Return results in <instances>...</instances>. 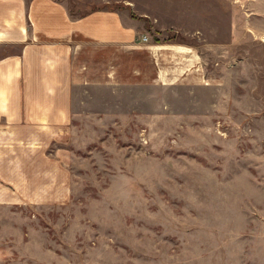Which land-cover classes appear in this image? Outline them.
Masks as SVG:
<instances>
[{"label":"rangeland","instance_id":"374dc122","mask_svg":"<svg viewBox=\"0 0 264 264\" xmlns=\"http://www.w3.org/2000/svg\"><path fill=\"white\" fill-rule=\"evenodd\" d=\"M199 1L231 16L225 56L197 35L215 80L92 91L57 144L70 196L0 203V264H264V0Z\"/></svg>","mask_w":264,"mask_h":264},{"label":"crops","instance_id":"0c3cea01","mask_svg":"<svg viewBox=\"0 0 264 264\" xmlns=\"http://www.w3.org/2000/svg\"><path fill=\"white\" fill-rule=\"evenodd\" d=\"M74 1L86 11L74 14L64 0H0V203L70 196L57 144L79 106L98 100L92 91L197 88L216 78L198 32L212 41L206 54L216 41L223 56L230 50V13L210 27L199 0Z\"/></svg>","mask_w":264,"mask_h":264},{"label":"built area","instance_id":"2783aa9c","mask_svg":"<svg viewBox=\"0 0 264 264\" xmlns=\"http://www.w3.org/2000/svg\"><path fill=\"white\" fill-rule=\"evenodd\" d=\"M142 39L145 40L146 39V36H143Z\"/></svg>","mask_w":264,"mask_h":264}]
</instances>
